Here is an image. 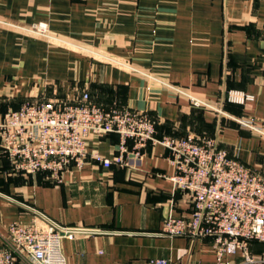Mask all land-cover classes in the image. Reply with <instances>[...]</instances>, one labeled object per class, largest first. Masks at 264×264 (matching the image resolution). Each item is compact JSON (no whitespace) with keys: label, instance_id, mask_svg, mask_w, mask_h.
Here are the masks:
<instances>
[{"label":"crops","instance_id":"obj_1","mask_svg":"<svg viewBox=\"0 0 264 264\" xmlns=\"http://www.w3.org/2000/svg\"><path fill=\"white\" fill-rule=\"evenodd\" d=\"M39 23L46 34L33 30ZM83 90L106 107L148 111L159 136H215L264 173V135L229 116L264 129V0H0V121L8 107ZM232 90L253 100L230 102ZM118 141L90 134L87 148L112 158ZM168 155L150 143L134 167L88 159L56 183L13 173L0 149V247L14 221H53L83 229L62 239L66 264H218L208 239L161 233L168 217L191 213ZM251 248L264 255V243ZM241 260L225 256V264Z\"/></svg>","mask_w":264,"mask_h":264},{"label":"built area","instance_id":"obj_2","mask_svg":"<svg viewBox=\"0 0 264 264\" xmlns=\"http://www.w3.org/2000/svg\"><path fill=\"white\" fill-rule=\"evenodd\" d=\"M33 30L47 33L45 23ZM195 106L216 112L219 107L188 94ZM228 101L245 104L252 95L229 91ZM229 116L243 126L264 135L263 127L252 119ZM157 119L148 111L130 107H106L94 102L87 90L65 99L27 100L19 107H8L0 121V149L13 173H46L53 182H61L62 173L71 166L82 168L88 159L105 167L113 164L138 165L150 143H161L169 152L175 189L184 192L191 203L189 217L170 216L162 234L208 239L218 264L225 256L240 252V264H264V255L252 251V242L264 243V173L232 156L219 145L215 136L189 131L185 136L163 135L157 131ZM119 137L112 158L89 152L90 134ZM9 225L8 236L0 247V264H66L62 239L74 237L83 229L53 221ZM147 264H170L166 258H151Z\"/></svg>","mask_w":264,"mask_h":264}]
</instances>
